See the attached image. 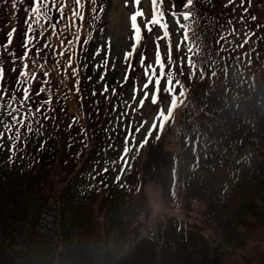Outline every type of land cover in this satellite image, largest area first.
<instances>
[{
    "label": "trees",
    "instance_id": "1",
    "mask_svg": "<svg viewBox=\"0 0 264 264\" xmlns=\"http://www.w3.org/2000/svg\"><path fill=\"white\" fill-rule=\"evenodd\" d=\"M186 3L187 0H172L170 7L162 10L164 19L168 14L175 13V19L185 26H179L177 32L178 44L185 50V59L180 64L196 68L202 88L196 84L190 85L188 73L176 66L173 58L171 63L169 58H165L169 54V44L172 52L171 35L164 46L159 47L165 72L170 74L171 79H162L157 94L173 98L176 97L175 94L182 96L185 89L188 90L195 103L194 118L199 135V152L202 155L203 149L209 150V155L216 159V167L222 152L258 150L262 152L259 163L264 160V135L244 134L245 126L235 123L231 128L230 122L233 119L226 102L230 105L232 102L229 101L225 84H220L219 68L214 62L216 47L210 37L218 33L221 18L226 22L233 11L225 12L217 0H193L192 5L185 8ZM243 9H240L239 16L243 15ZM183 12L192 14L189 20L183 19ZM8 17L6 14V18L0 21L2 44L6 42L10 31L7 25L9 21L6 20ZM34 35L39 38L38 42L43 39L40 32H35ZM22 38L23 34L20 37L21 43L13 41L9 46V51H14L17 56L23 53ZM92 41L89 39L85 43L82 63L75 68L76 73L67 82L90 96L91 83H99L95 78L99 77L101 69L104 74H116L113 63L98 65L94 62L95 57L90 55ZM38 42L34 41V44ZM49 45L48 48L54 51V43ZM140 49L137 56H145L143 50L146 49L143 46ZM94 51L99 55H104L106 51L109 54V49L106 50L100 41ZM156 51L157 48L154 47L153 54L156 55ZM4 53L7 54L6 51ZM73 56L75 57L74 54ZM27 60L24 63L29 64ZM15 66L19 71L21 62L17 60ZM28 71H36L33 64H29ZM213 76L217 77L216 81H213ZM15 77L19 78L17 75H10L2 80V85L10 89L6 94L8 98L13 94L17 98L22 95L21 91H16L19 88L14 82ZM166 81L169 85H166ZM33 82L36 84L31 83V88L38 90L42 78ZM206 97L209 98L208 107L214 108L203 109L200 102ZM32 102L30 98V105ZM63 104L69 109L68 104ZM40 108L41 111H49V118L45 120L44 115H37L30 121L31 132L20 129L21 138L29 141L21 148V153L27 152L26 157L30 161L23 168L20 167L17 173L10 172L6 176L3 173L12 165L0 166V264H264V240L257 234L264 233V168L258 170L255 177L248 179L241 188L226 194L221 203L225 209H221L219 213H216L215 204L211 201L203 202L202 195L208 186L201 180L197 188L189 187L183 182L164 184L166 205L174 204L183 211L181 235L171 242L160 230L162 244L145 252L146 249L124 243L120 236L119 206L115 202L109 207L107 217L102 220L103 225L96 221L91 197L81 183H77L75 187L73 179L67 177L72 168L67 161L73 157L74 150L81 142L78 137L73 136L72 141H69L73 142V147H69V134L61 139L56 138L57 129L50 126V121L53 120L58 125L62 118L60 101L56 97L48 106L42 105ZM240 119L248 126L244 118ZM220 127L232 133L218 134ZM91 137L96 142L100 140L99 129ZM24 158L25 156L20 157L14 165ZM262 165L264 166V161ZM203 169L211 170L212 165ZM55 170L65 171V174L53 178L52 172ZM240 183L241 181L236 185L239 186ZM244 197L245 201L242 200ZM46 210L50 215L44 218L42 215ZM147 226L149 229L148 223ZM210 229H214L213 235L208 234Z\"/></svg>",
    "mask_w": 264,
    "mask_h": 264
},
{
    "label": "rangeland",
    "instance_id": "2",
    "mask_svg": "<svg viewBox=\"0 0 264 264\" xmlns=\"http://www.w3.org/2000/svg\"><path fill=\"white\" fill-rule=\"evenodd\" d=\"M172 0H158L161 4L162 9L169 8ZM254 5L255 10L259 14L262 20H264V0L260 3L258 0H250ZM2 7L0 8V21L6 18V14L9 16L7 25L9 30L15 28L16 32L14 34L13 41H16L20 36L21 32H25L26 25L24 23L26 18L25 8L31 6L32 0H25L23 4H17L16 8H13V0H0ZM68 5L66 9V16L71 15V0H63ZM85 7L84 20L83 22L77 20V26L80 31V39L74 45V50L67 47V41L73 39L71 28H65L66 21H61L57 26V35H52V30L47 28L44 31L43 39L35 44L34 49H42L39 56L34 50L27 62L33 64L35 60L37 64L43 65V69H40L34 65L36 68V76L42 78V82L39 85L40 88H44L45 91L36 95L40 90H34L28 84L18 85L17 80L23 81V77L16 78L14 81L19 89L22 87H30L31 89V99L33 100L30 105V100L27 102V106H23L20 111L23 113L31 108L33 112L37 107L42 105L48 106L51 103L52 98L56 97L60 101V110L62 112L61 120L59 121L57 127L56 138L61 139L67 134L78 135L79 140L84 143L87 138L91 137L98 129H105L106 136L110 139L109 146L104 150L102 155H113L116 153H128L132 149H138L140 151V156L138 162L128 178L126 183H121V187H125V195H117L115 202L120 204L119 214L120 220L122 221L121 238L126 243L131 237L137 234V228H135L133 218V210L129 205V199L134 201V205L142 210L143 219L148 223L157 233L168 236L173 240H177V235L175 232L179 231V223L176 221L169 222L168 226H165L162 222L157 220L155 217L159 216L162 211L166 210L163 202L161 201V193L165 190L163 184H154L153 182L145 183L142 181L141 186V167L146 155L151 152L159 153L165 156V160L169 162V166L173 169L175 165V159L172 156L177 157L178 172L180 173V178L184 181H194L201 180L208 186L203 193V202L209 200L215 204L216 213H219L221 209H225L221 206L230 187L242 181L244 175H247L250 179L255 175V170H249L255 164H257V159L255 154H244L241 155V151L232 153H221V159L216 168L212 170L202 169L199 174L196 171L191 173L189 170L192 168V162L188 163V150H193L194 148L199 149L198 143L194 141V131L191 133L190 137H182L184 145L188 144V150L184 145L177 139L174 131H168L164 133L166 126H163L166 121H168L169 115L174 110V106L171 102L164 98L160 93H156L155 81L153 80L149 83L147 89L144 88L145 83H148L147 77H143V69L140 64V57L142 54H137L141 51L140 47L143 45L147 51L143 50L144 64L146 63V57L152 56L154 47L160 48L164 46L165 38H163V30L160 29L158 25L151 26L152 30L149 32L144 24L146 21L151 19L152 5L151 0H140L139 5H134L133 0H96V4L93 5L91 0H84ZM96 7V13H93L91 9ZM103 11H100V8ZM141 10L144 13L143 17L137 18V23L141 28L142 41L136 47L135 54L133 53L127 60L125 59V54L132 52L133 40V30L131 29L130 16L137 10ZM13 10V15L17 21L13 20L11 13ZM240 9L235 12V19L229 18L231 23H227L223 26V30L218 35V48L221 49L216 61L225 66L226 76H225V87L228 92L231 93L230 101L239 106L238 119L245 118L247 122H251L252 125L264 126V96L258 101V109L256 115L253 114V109L251 107H245L241 102L242 88L246 86L238 85L237 83H251L253 81L255 70L254 67L259 65L264 67V28L260 23H251L247 21H242L239 18ZM53 23L59 18V14L55 11L52 13ZM95 17V18H93ZM223 25L225 22L221 18ZM167 24V29L170 32H178V20L175 21V17L168 14V17L164 19ZM1 26V25H0ZM64 29V31H60ZM42 31L37 29L36 32ZM39 39V38H38ZM89 39L93 40L91 43L92 51L91 54L94 58V62L101 65L105 62L114 61L116 67V74L112 75L109 73L104 74L101 69L99 77H94L96 81L101 82L99 88L107 87V91L100 92L96 97L92 98L89 94H84L77 86H72L71 83H67L69 77L73 74V69L80 67L82 59L84 58L81 54L84 49V41ZM1 40V37H0ZM7 40V36H6ZM63 40V45L61 41ZM99 41L103 43L106 50L109 49V54L107 51L104 55H99L96 50L99 46ZM54 43L55 50L52 51L49 48H45L44 44ZM0 44H2L0 42ZM174 49H176V36L173 37ZM177 51L180 55H183L184 50L182 47H177ZM5 51L0 49V64L3 65L5 69L4 78L12 76H19V71H12V60ZM63 52L64 55L61 56L59 53ZM75 55L73 57L72 55ZM227 54L229 56H227ZM155 55V53H154ZM71 57L72 63L68 64V59ZM148 59V58H147ZM155 66L154 63L152 64ZM147 66V64L145 65ZM68 69V70H67ZM48 72V76H44V72ZM76 73V72H75ZM159 70H157V75ZM264 77V75H262ZM47 79V83H44ZM213 81L217 80L216 76L212 77ZM162 81V80H161ZM122 82L121 88L118 85ZM33 84H36L32 81ZM166 85L169 82L166 81ZM6 85H2L0 81V89H4ZM257 87L260 88V82L257 80ZM202 88V86H201ZM10 91L9 88H5ZM248 89V88H247ZM7 92V93H8ZM147 93V97H145ZM8 97L5 95V100L0 101V103H6ZM90 100L88 103H84L83 100ZM160 99V100H159ZM119 100V105L115 108V102ZM144 100L141 105L140 101ZM44 101H48L44 103ZM66 103L70 107L65 108ZM204 102V101H203ZM93 104V105H92ZM175 104H184L183 98L178 95ZM205 106V104H203ZM214 108V107H208ZM24 110V111H23ZM63 111L65 113L63 114ZM113 111V112H112ZM112 112V113H111ZM111 113V114H110ZM182 114H179V121H181ZM135 118L137 121V130L126 129L128 137L123 140H117L115 137L119 133L123 124L128 118ZM156 117V121L161 119V128L159 138L155 139V144H149L145 146V130L152 119ZM250 118V121H249ZM0 120L7 123H11V117L7 115V109L0 111ZM238 120H234V123ZM144 127V131L140 130V127ZM19 127V126H16ZM20 129L26 130V127H21ZM3 130V124H0V131ZM15 131V129H14ZM14 131L12 134H14ZM226 132L222 127L218 129V134ZM232 133V132H226ZM217 134V135H218ZM6 134L2 139H0V166L3 164L13 163L16 152L9 151L11 142ZM160 139V140H159ZM137 141V142H135ZM190 141V142H189ZM86 145V143H84ZM81 147V144L80 146ZM146 147V148H145ZM78 152V149L74 151V154ZM76 155V154H75ZM94 158L91 154H86L84 158L78 163L76 168L82 167V170L86 173H93L92 163L89 159ZM10 167L3 174L6 176L12 170ZM174 172V170H173ZM127 172L125 171L124 174ZM140 173V175H139ZM175 174V173H174ZM161 178L164 180L166 175L164 172L161 174ZM140 183V187H139ZM99 194V193H97ZM246 200V197L242 198ZM150 202V205L148 203ZM108 196H98L93 200L94 215L97 219L100 217L107 216L108 206H109ZM264 207V203H262ZM260 212V211H259ZM258 212V213H259ZM47 213V212H46ZM214 229H210L208 234L213 235ZM264 240V233H257ZM180 235V232L179 234ZM236 258V253L233 255Z\"/></svg>",
    "mask_w": 264,
    "mask_h": 264
},
{
    "label": "snow or ice",
    "instance_id": "3",
    "mask_svg": "<svg viewBox=\"0 0 264 264\" xmlns=\"http://www.w3.org/2000/svg\"><path fill=\"white\" fill-rule=\"evenodd\" d=\"M25 0H13V8L15 9L17 4H23ZM92 4H96V0H91ZM231 2V0H230ZM245 0H241V3L243 4ZM134 5H139L140 0H133ZM193 0H187V3L185 4V8L192 5ZM152 5V14L151 19L146 21L144 24V27L150 32L152 30L151 26L158 25L160 29L163 30V38H167L169 33L167 31V24L164 22V12L161 8V4L158 3V0H151ZM85 7L84 0H71V15L66 16V9L68 8V5L63 2V0H32L31 6L28 8H25L24 11L26 13L25 18V25L26 30L24 32L23 38H22V44L21 47L23 48V53L20 56H17L14 51H9V46L13 43L14 34L16 32V29L13 28L11 31L7 33V40L5 43L0 44V49L7 52L8 56L11 58L13 65H15L16 61L19 60L21 62V67L19 70V77H23V81L20 79L17 80L18 85L28 84L30 85L32 81L37 79L36 72L35 71H28L29 64L24 63V61L29 57L32 49L35 47L34 41L38 42V38L34 35V33L37 31V29H41L40 36L44 35V31L47 30V28H50L52 30V35H57V26L61 23V21H66L65 28H71L73 39H69L67 41V47L69 49L74 50V45L79 41L80 39V31L79 27L77 26V20L83 22L84 20V12L83 9ZM55 11L59 14V18L53 23V16L52 12ZM93 13H96L97 9L96 7H93L91 9ZM100 11H103V8H100ZM246 11V9H245ZM173 16H175V13H172ZM183 19L185 21L189 20L190 16L192 15L190 12H183L181 13ZM144 13L137 8V10L130 16V22H131V29L133 30L134 36H133V46H132V52H128L125 54V59L127 60L136 50V47L139 45L142 36H141V28L137 23L138 17H143ZM95 18V17H93ZM253 20L256 19L255 17L252 18ZM179 23V21H178ZM45 25H47V28H45ZM180 27H185L184 25H180ZM61 32L64 31V29L60 30ZM187 39V34L185 32L184 40ZM63 40L61 41V44L63 45ZM84 43H87L85 40ZM45 48L50 47L48 43H45ZM36 54L37 56L40 55L42 49L36 48ZM59 55L63 56L64 53L61 52ZM144 56L141 55L140 57V64L143 67L144 66ZM72 60L71 57L68 59V64L71 65ZM169 63H171V45L169 44ZM33 65L36 67L43 69V65H39L36 63V61H33ZM157 69H159V74L157 75ZM12 71H16V67L14 66L12 68ZM145 75L148 79V83H145L144 88L147 89L149 86V83H151L153 80L155 81V88L156 90L160 89L161 80L165 79L166 77L168 80L171 79L170 74L165 72V64L162 62L160 51H159V45H157V51L155 55V67H153L152 64H148L147 67L144 69ZM76 69H73V74H75ZM5 69L2 64H0V81L4 78ZM44 76H48V72H44ZM47 79H45L44 83H47ZM16 91H21V89H17ZM44 88H40V90L36 93V95H40V93L44 92ZM107 91V89H105ZM7 89H0V101L5 100V95L7 94ZM31 89L30 87H22V95L17 98L15 94L10 96L6 103H0V111H3L7 109V115L11 117V123H7L3 120H0V124H3V130L0 131V139H2L6 134L8 135V139L11 142V146L9 148V151H14L15 149V143L16 141H19L22 137V133L20 131L21 127H26V130L28 132L32 131L31 123L29 122L30 117L34 116L36 113L41 112V108L37 107L35 111L31 108H28L27 111L21 112L20 109L30 100L31 98ZM145 97H147V93H145ZM48 101H44V103H47ZM141 105L144 103V100L140 101ZM19 126V127H16ZM15 129V131H14ZM14 131V134H12Z\"/></svg>",
    "mask_w": 264,
    "mask_h": 264
}]
</instances>
